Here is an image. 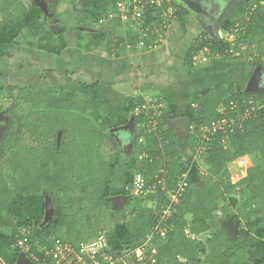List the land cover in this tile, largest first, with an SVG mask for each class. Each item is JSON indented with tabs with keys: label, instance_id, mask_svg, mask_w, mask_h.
I'll list each match as a JSON object with an SVG mask.
<instances>
[{
	"label": "trees",
	"instance_id": "1",
	"mask_svg": "<svg viewBox=\"0 0 264 264\" xmlns=\"http://www.w3.org/2000/svg\"><path fill=\"white\" fill-rule=\"evenodd\" d=\"M75 2L71 0V3ZM171 4L174 16L185 29V19L190 11L180 0H172ZM157 8L156 4L149 8L144 19L146 26L154 22L153 13ZM28 12L23 0H0V29L15 26ZM113 14V18L107 17L103 21H106L104 25H109L105 28L103 44L108 46L111 55L120 50L137 49L140 44L148 49L157 43V35L143 38L141 32L124 30L126 23L116 5ZM45 18L50 19L46 14ZM232 27L238 30L234 46L228 40ZM231 28L223 29L219 36L213 37L204 32L197 40V43L202 40L199 47L211 44L213 55L218 54L220 60L246 66L253 72L260 67L264 71V0L247 3L244 13ZM116 30L121 32L115 33ZM115 35L119 36L115 38ZM16 40L27 45L34 36L28 29L27 33L18 34ZM194 45L186 59L189 70L194 69L191 60ZM242 46L247 49L241 50ZM236 52L240 56H234ZM215 60L213 58L211 62ZM100 84L98 81L91 88ZM244 87L220 83L194 99L183 117L178 115L175 104L160 97H155L164 103L160 115H155L154 109H144V97L128 99L126 112L135 118L137 158L146 154L139 161L136 172L146 182L156 181L154 178L159 177L166 186L164 190L159 187L155 192L146 191L144 195L134 196L131 192L135 174L129 175L123 190L124 196L130 197L129 220L124 227L127 240L118 244L119 249L137 247L156 226L162 208L173 204L167 238L157 246V264H264V258H258L240 236L244 228L249 233L264 230V116L258 112L246 121L237 117L249 107L250 100L257 106H264V99L246 92ZM14 90L18 91L16 106H29L28 113L18 118L19 130L34 138L37 146L28 147L19 130L5 134L1 140L4 168H0V231L11 240L7 243L10 250L18 231L32 225L41 228L39 237L50 246L55 239L81 242L84 237L76 213L111 209L113 178L124 154L118 152L107 158L103 147L107 140L119 146V140L110 133L117 126L106 119L102 101L78 91L53 86ZM233 102H237V111L232 110ZM224 117L235 118L238 123L233 131L219 133L207 144L202 155L209 166L205 181L194 185L187 179V186L173 203L172 195L182 179L183 160L187 161L182 153L189 150L188 160L192 161L199 146L198 129ZM178 118H187L195 126L193 135L186 140L180 137L173 124ZM223 139H227V143ZM244 158L248 159V165L243 167L239 161ZM14 193L39 195L44 199V206L48 196L57 212V221L45 224L43 217H35L5 228L2 223L11 212ZM227 197L238 202L236 211L232 205H220ZM146 202L151 204L150 207L145 205ZM228 222L240 223L238 241L229 235L224 225Z\"/></svg>",
	"mask_w": 264,
	"mask_h": 264
},
{
	"label": "rangeland",
	"instance_id": "2",
	"mask_svg": "<svg viewBox=\"0 0 264 264\" xmlns=\"http://www.w3.org/2000/svg\"><path fill=\"white\" fill-rule=\"evenodd\" d=\"M23 1L29 8V12L26 18L23 19L21 22L17 23L15 26L12 27L6 26L4 28L6 29V32L5 33L2 32L3 34L0 33V42L3 44V50H0V53H2L0 54V56L2 55V58L0 60L3 61L2 63H0V73H2L5 68L7 67L10 68V70L8 71L9 74L7 76H4L5 79L3 78L2 75H0V86L3 85L4 82H8V83L13 82L12 85H9L10 87L4 88L2 90L0 89V108L2 109V115H4V117L7 119L6 122L7 125L5 124V127L0 129V134H1L0 135V168L1 167L4 168L3 155L1 152L2 151L1 140L3 136L7 133H11L13 131L19 130L20 124L18 122V118L20 116L26 115L29 111L28 105L23 104L16 106L17 103L15 100L17 98L18 91L14 89L40 88V87L42 88L47 86L64 87L68 90L76 89V88L82 89L80 88L81 85L78 83L82 82L83 83L82 87L85 88L86 84H90L91 82L96 81L97 79H103L101 77V75L103 74V68L100 65L99 66L94 65V67L92 65H89L86 62L87 58L85 55V51L84 53L81 52L76 55L70 54L71 56H68L67 52L65 54L64 50L68 46L72 51L76 53H77L76 48L78 47H80L81 49L89 50L91 46L90 44H87V42L90 41V39L86 40L88 38V37L86 38L88 34L85 33L84 30L88 29V27L92 29L94 28L93 30L96 31V35H97L98 34L97 32L102 30V27L103 29L109 27V25L108 26L106 24L104 25V23L102 22L104 21V19L109 17L112 11H114L117 0H76L75 4L71 3V0H47L48 4H46L45 0H36V1L23 0ZM171 1L172 0H169V3L165 4L162 8L165 14L167 13V10L170 13ZM213 1H216L218 3L223 2V0H205V3L207 5L208 3L211 4ZM251 1L252 0H230L228 9L226 11L227 20L225 21V24L221 29L223 30L228 27L231 28V25L234 22H236L237 19H239L240 16L244 13L245 5L247 3H250ZM180 2L190 12H192L193 15H195V13L200 14V17H198L199 18L198 21L203 18L204 15L201 13L202 8L196 10V8H194L196 6H194L193 3L188 4L189 2L188 0H180ZM39 4L45 7V9L47 10L48 14L46 15L50 18L48 19V21L46 20L45 14L43 13L42 9L38 6ZM205 12L206 11L204 10V13ZM94 17L96 18L93 19ZM129 23L131 22L126 23L124 30L132 29L134 32L137 31L142 33V28L145 27V25L141 21H138L137 24L136 23L129 24ZM237 25L239 26V24ZM28 29L30 33L34 36V40L29 41L27 45H22L20 41L16 40V36L20 33L23 34L27 33ZM221 29L219 31H221ZM115 33H120V30H116ZM68 34L69 36H66ZM211 35L212 37L215 36L213 34ZM117 36L119 35H115V38ZM4 43H7L8 45H5ZM86 44L88 46H86ZM58 45H62V48L60 47L61 51L57 49ZM10 47H13V49ZM103 48L105 49V47ZM242 49H244L245 51L247 48L242 46L241 50ZM68 57H72L74 59L71 62H69ZM229 63L235 64L232 61H228V63L226 61L225 63L226 65H223V67L216 66L217 68L214 69V73H212L213 75H216L215 80L216 82H219V84L221 82L225 84L230 81H233L232 80L233 74L231 72L232 70L227 67ZM121 65L123 68L122 73H126L128 71L127 70L128 66H126L127 62H122ZM211 66L213 65L211 64ZM55 69L58 70L56 71V73L53 72L50 73L52 70ZM246 70H248V68L245 69L244 71ZM210 74L211 73H208L207 75L199 74V76H201V80H203L202 82L204 83L209 82ZM123 77L124 76H118L114 78L116 81L115 87H121L123 85L122 88H124V87H129L131 85V80L127 81L126 79H123ZM191 81L192 82L189 81V83L187 84L180 83V85H182L183 88L188 90L189 87L192 86L195 87L196 85V87H198L197 89L200 90V85L196 83L197 80L196 79L193 80L192 78ZM241 81L242 79L240 80V82ZM14 82L16 83L18 82L20 83V85ZM240 82L236 81L235 83L237 86H239V88L244 87L243 85L240 84ZM215 86L214 84H210V86H208L207 88L201 91V95H204V93L206 94L207 92L211 91ZM104 87H106L105 90L107 91L114 89V87L107 88L106 84L104 85ZM87 96L99 97L101 95H100V91L90 88V90L87 91ZM260 96L262 99H264V93H261ZM150 97L155 98V96L151 94V95H146L145 99L148 100ZM194 99H196V97H194ZM111 106L112 105L110 103L108 106V113L112 114L113 121L117 120L119 116H121L122 114L124 115V113L121 111L120 108L115 110V108H112ZM183 112H187L186 108H184ZM260 114L264 116V109H262ZM194 127L195 126L189 124V126L187 127L186 126H182L178 128L176 127V129L180 137L186 140L191 136L192 133H194L195 131ZM20 133L23 135L24 142L28 147L29 145L30 147L37 145L36 140L34 138H31V136L28 133H26L24 130L23 131L21 130ZM118 152H122V153L124 152L125 155L122 157L121 163L119 164L115 172L117 178L115 182H117L118 178H125L127 180L131 173H134L135 176L139 175L140 173L136 171H137V165L141 160L137 158V150L135 149V147L130 151L128 149L124 151H120L110 140H107L105 142L103 147V154L105 155V157L109 158L112 154ZM188 153H190L188 150H185V152L182 153L184 158L185 157L187 158V161L186 159L183 160L185 163L183 173L187 176V179L190 180H191V175H194L196 180L195 182H193V180L191 181L194 185H197L198 182L205 181V178L208 175L209 166L207 165V161H205V158L204 159L201 158L200 160L197 161L193 159L192 161L189 162L188 159L190 158L189 156L190 154ZM244 159L245 160L239 161L240 166L244 167L248 165V159L247 158ZM115 188L117 189V187ZM121 189L122 186L119 187V190ZM131 195L136 196L133 192V187H132ZM117 197H125L124 191L123 190L114 191L113 198H115V200H111L112 205L110 210L102 209L96 213H90L87 210H84L80 213H76L75 217L79 221L80 229L84 237V239L81 242L94 239L101 230H107L109 232L111 236L110 240L114 244L117 243L120 245L126 242L127 237L124 233V227L129 220L128 212H129L130 197L127 196L125 199H117ZM38 199L39 201H37L36 203L39 202L43 204V210H41V212H42V216H44V212H45L44 199L42 197H39ZM226 204L232 205L235 211L238 209L239 206L238 202L232 197H227L226 201L220 202L221 206H224ZM28 205H29L28 203L21 204L20 208L24 209L25 210L24 213L28 214V217L32 219L34 216L33 215L34 212L32 211L34 207L30 209ZM145 205L147 207H150L151 204L149 202H146ZM19 215L20 213L17 215L16 214L7 215L2 225L6 227H10V226L14 227L15 223L18 222L17 219H20ZM57 218L58 215L57 212L55 211L53 222L57 221ZM259 221L260 219L256 220L253 224L256 225L257 223H259ZM241 235H242L241 238L244 240V242L250 245L253 248V250H255L257 257L264 258V230L257 229L254 233H249L248 230L244 228L241 230ZM7 238L8 237L6 236L5 240L8 243ZM7 250L9 251L8 248ZM6 258H10L9 260L12 261L11 259L14 258V253L10 250Z\"/></svg>",
	"mask_w": 264,
	"mask_h": 264
},
{
	"label": "crops",
	"instance_id": "3",
	"mask_svg": "<svg viewBox=\"0 0 264 264\" xmlns=\"http://www.w3.org/2000/svg\"><path fill=\"white\" fill-rule=\"evenodd\" d=\"M228 5H229V1L227 2L226 10L221 15V19L224 20L221 28L223 27V25L225 24V21L227 20L226 11L228 9ZM222 6L223 5H220L219 7H222ZM202 7L206 11L205 12L206 15H208V10L210 14V11L212 10V5L210 3L206 5L205 0H204ZM95 18L96 17H94L93 19ZM1 29H0L1 30L0 33L6 32V29L4 28H1ZM93 29L88 27V29L84 30V32L88 34V36H86V38L88 37L86 40L90 39V41L87 42V44H90L91 46L89 50L81 49L80 47H78L76 48L77 49V53H76L72 51L69 48V46L66 44L68 47H66L64 52L65 54L67 52L68 56H71L70 54L76 55L81 52L84 53L85 51V55L87 58L86 62L89 65H92L93 67L94 65H97V66L100 65L103 68V74L101 75L103 79H97L96 81H93L90 84H86L85 88L82 87L83 83L80 82L78 84L81 85V87L80 86L79 87L82 89L76 88V89H71V90L82 92L85 95H87V91L90 90L91 85L99 81L101 84L98 87L93 88V89L100 91L101 96L99 97L91 96V97L97 98L103 102V108L106 113V119L110 120L117 127L124 126L130 119V115L126 112V104L129 98H136V97L145 98L146 95H151V94L155 97H160L165 100H169L171 103L177 106L178 115H180L181 117L185 116L186 112H183L184 108H186V111L188 110V107L190 103L194 100V97L197 98L198 96H200L201 91L207 88L208 86H210V84H214V86L216 84H219V82H216L215 80L216 75L212 74L214 73V69L217 68L216 66L223 67V65H226L225 64L226 61L218 60L219 58H216V61L214 63L210 62L207 65L201 67L200 69L189 70L187 68L186 59L188 57V53L190 49L193 47V45L197 42V40L200 39L202 36H204L203 34L205 31L204 29H202V26L200 25L198 18H196L191 12H190V15H188L185 19V29L182 28L178 19L173 15L172 18L169 19V22L166 25V34L160 40L161 43H158V47L153 48V49H149V48L146 49L144 45L140 44L137 47V49L136 47H134L128 51L120 50V51H117L118 52L117 54L111 55L109 51L106 50L107 45L105 44L104 46L103 44L106 29H103L102 27V30L97 32L98 33L97 35H96V31H94ZM209 35H211V33ZM66 36H69V34ZM4 44L8 45L7 43H4ZM87 44L86 46H88ZM60 47L62 48V45H58L57 49L61 51ZM103 47H105V49ZM10 48L13 49V47H10ZM0 50H3V44L1 42H0ZM99 53L101 54L103 53V54L101 55ZM1 58H2V55L0 56V59ZM73 59L74 58L72 57H68L69 62H71ZM2 62L3 61L0 60V63ZM122 62H127L126 66H128L127 67L128 71L126 73H122L123 71V68L121 65ZM211 64L213 66H211ZM227 67L232 70L231 72L233 74V78H232L233 81H230L228 83H235L236 81L240 82V80L242 79L240 84L243 86L245 84L247 87V84L249 83L251 76L254 74L252 69L246 66L245 67L239 66V65L232 64V63H229ZM244 68L245 69L248 68V70L244 71L245 70ZM9 70H10L9 67L5 68L3 72L0 73V75H2L3 78L5 79L4 76H7L9 74L8 72ZM56 71L58 70L57 69L52 70L50 73L52 72L56 73ZM208 73H211L210 81L206 83L202 82L203 80H201V76H199V74L207 75ZM118 76H124L123 79H126L127 81L131 80V85L129 87H124V88H122L123 85L121 87H115L116 81L114 78ZM198 76L200 77V79ZM239 76L241 79L239 78ZM192 78L193 80L196 79L198 81V82L196 81V83L200 85V90L197 89L198 87H196V85L195 87L194 86L189 87V90L183 88L182 85H180V83L187 84L189 83V81L192 82L191 81ZM259 78H261V76ZM259 80H260V85H261L262 78ZM12 83L13 82L11 83L4 82V84L0 86V89L2 90L4 88L10 87L9 85H12ZM104 83L107 85V88L114 87V89L108 90V91L105 90L106 87H104L105 85ZM16 84L20 85V83L18 82ZM110 103L112 105L111 106L112 108H115V110L120 108L121 111L124 113V115L122 114L115 121L112 120V117H113L112 114L108 113V106ZM36 146L34 145L33 147H36ZM116 179L117 178L115 175L113 178V184H112V195L113 196H114V191L124 190V187L126 184L125 178H118L117 182H115ZM124 179H125V182H124ZM191 180L195 182L196 179L194 175H191ZM200 182L202 183L203 181H200ZM200 182H198L197 185L201 184ZM120 186H122L121 190H119ZM115 187H117V189ZM39 197L41 196L39 195L22 196L20 193L12 194L11 199H12L13 206L11 208L10 214L17 215L20 213L19 215L20 219H17L18 222H25L31 219L30 217H28V214L24 213L25 210L20 208L21 204L28 203L29 204L28 206L30 207V209L34 207V209L32 210L34 212L33 218L35 217L44 218L45 212H44V216H42V212H41V210H43V204L39 202L36 203L37 201H39L38 199ZM4 227L6 228V226ZM240 236H242L241 233H240ZM191 238L194 239V237L192 236ZM5 239H6V235L1 233L0 231V256L6 261L15 262L17 255L14 251H12L14 253V258L11 259L12 261L9 260L10 258H6L7 254H9L10 249L8 248L6 244L7 241ZM7 248L9 249V251L7 250ZM253 251L255 252V250ZM15 264H18V262H16Z\"/></svg>",
	"mask_w": 264,
	"mask_h": 264
},
{
	"label": "built area",
	"instance_id": "4",
	"mask_svg": "<svg viewBox=\"0 0 264 264\" xmlns=\"http://www.w3.org/2000/svg\"><path fill=\"white\" fill-rule=\"evenodd\" d=\"M172 2V1H171ZM169 3V0H117L116 7L120 12L123 22L138 23L143 22L146 19V13L153 5H157L160 9H155L153 13L154 22L142 28L143 38H148L149 35L158 36L157 43L154 46H150V49L158 47L161 39L166 34V25L169 19L174 15L175 10L172 7L170 13L167 10L165 14L162 10L165 4ZM113 11L108 18H113ZM228 37L232 46L236 43V33L238 30L232 27ZM202 40L194 45L192 52V65L194 69H200L212 61L213 58H219L212 53V47L205 45L199 47ZM234 56H240V53H234ZM220 60V59H219ZM249 107L244 110L242 115L239 114L238 119L241 121L249 120L256 113H260L264 106H257L255 101L250 100ZM232 110L237 111V102H233ZM164 107L162 100H156L154 97L146 100L144 106L145 110L154 109L155 115H160L161 108ZM238 123L235 118H227L212 121L209 125H203L198 129V149L194 154V160H200L202 155L207 150V144L212 141L219 133L226 134L230 129L233 131L234 126ZM156 124V122H154ZM227 139H223V142L227 143ZM140 142H143L140 139ZM146 156L145 153L139 156L142 160ZM2 175L0 174V181ZM156 181L146 182L142 175H136L133 182V192L136 196L144 195L146 191L155 192L159 187L165 189L166 183L163 179L155 177ZM187 186V176L183 173L181 181L177 184V191L172 195L173 203L177 202L184 188ZM172 205L162 208L160 219L157 221L156 226L147 235L146 239L138 244L133 249H128L127 246H123L122 249L118 248V244L111 242L110 234L107 230H101L97 236L89 241L85 242H73L68 240L55 239L52 246L45 244L39 237L40 227L35 225L24 227L18 231L17 239L12 244L11 251H14L17 255L15 262H9L0 256V264H15L18 262L20 255H23L29 264H157L158 263V243L165 240L168 235L167 223L169 217L172 214ZM8 243L11 240L8 238ZM9 246V244H8Z\"/></svg>",
	"mask_w": 264,
	"mask_h": 264
},
{
	"label": "water",
	"instance_id": "5",
	"mask_svg": "<svg viewBox=\"0 0 264 264\" xmlns=\"http://www.w3.org/2000/svg\"><path fill=\"white\" fill-rule=\"evenodd\" d=\"M225 17V16H224ZM224 20H220L217 22H212L211 24L204 26L205 30H209L211 34L215 35V36H219V30L222 26ZM262 73V69L257 68L256 71L254 72L253 76L251 77L249 83L247 84L246 87V92H250V93H254L257 96H259L261 98V89H260V80H259V76ZM262 88V87H261ZM2 115V113L0 114ZM173 124L178 128L180 127V125L183 126H189L190 124V120L187 118H178L176 120L173 121ZM128 128L132 129V132L135 131V118L132 115L129 119V122L122 126V127H117L113 130L110 131V133L113 132H119L121 130H126ZM126 197H117V199H125ZM110 200H115V198H111ZM54 213H55V208L52 204L51 199L46 196L45 197V216H44V223L48 224L51 223L54 219ZM225 227L228 229V233L229 235L235 240L238 241V237H239V230H240V223H236V224H232L230 222L228 223H224ZM18 264H29L27 262V260L24 258L23 255H20L19 259H18Z\"/></svg>",
	"mask_w": 264,
	"mask_h": 264
},
{
	"label": "flooded vegetation",
	"instance_id": "6",
	"mask_svg": "<svg viewBox=\"0 0 264 264\" xmlns=\"http://www.w3.org/2000/svg\"><path fill=\"white\" fill-rule=\"evenodd\" d=\"M33 1H36V0H33ZM45 1H46V4H48V1L47 0H45ZM188 1H189L188 4L189 3H193L194 6H196V7H194V8H196V10H199L200 8L203 9L202 4L204 3V0H188ZM228 1H230V0H223V2H222L223 4L218 3L216 1H213L211 3L212 10L210 11V14H209V11H208V15H206V13H204V9L201 10V13L204 15L203 18L201 20H199V23L202 26V29H204V26H207V25L211 24L212 22L214 23V22H217V21H220L221 20V15L226 10V8H227V2ZM220 5H223V6L222 7H219ZM38 6L42 9L43 13L48 14L47 13V10L45 9V7H43L40 4ZM194 16L196 18H198V17H200V14H196L195 13ZM204 32H207V34H210V31L209 30H205ZM198 38H200V37H198ZM261 74L263 76L260 75L261 78H262V84L260 85V87H263V89L262 88H260V89H261V92L264 93V71L263 70H262V73ZM261 78H259V79H261ZM6 122H7V120L5 119L4 115H0V129H2V128L5 127ZM182 126L183 125H180V127H182ZM111 134L119 140V146L118 147L116 146V147L120 151H124L126 149H128L130 151V150H132L135 147V132H132V129L131 128H128L126 130H121L119 132H113ZM123 154L125 155L124 152H123Z\"/></svg>",
	"mask_w": 264,
	"mask_h": 264
},
{
	"label": "clouds",
	"instance_id": "7",
	"mask_svg": "<svg viewBox=\"0 0 264 264\" xmlns=\"http://www.w3.org/2000/svg\"><path fill=\"white\" fill-rule=\"evenodd\" d=\"M172 3V2H171ZM222 30V29H221ZM219 34H220V31H219Z\"/></svg>",
	"mask_w": 264,
	"mask_h": 264
}]
</instances>
